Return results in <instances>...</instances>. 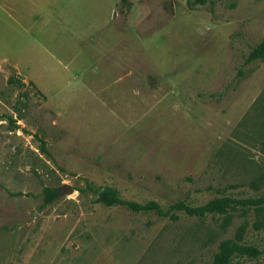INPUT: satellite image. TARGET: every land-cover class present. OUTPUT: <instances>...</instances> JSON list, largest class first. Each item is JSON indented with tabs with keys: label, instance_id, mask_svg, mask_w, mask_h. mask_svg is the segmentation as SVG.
Instances as JSON below:
<instances>
[{
	"label": "rangeland",
	"instance_id": "rangeland-1",
	"mask_svg": "<svg viewBox=\"0 0 264 264\" xmlns=\"http://www.w3.org/2000/svg\"><path fill=\"white\" fill-rule=\"evenodd\" d=\"M260 44L264 0H0V264H211L240 229L264 264L253 210L112 201L264 197Z\"/></svg>",
	"mask_w": 264,
	"mask_h": 264
},
{
	"label": "trees",
	"instance_id": "trees-1",
	"mask_svg": "<svg viewBox=\"0 0 264 264\" xmlns=\"http://www.w3.org/2000/svg\"><path fill=\"white\" fill-rule=\"evenodd\" d=\"M210 0H190V7L197 5H205ZM254 61H264V45H256L250 48L248 55L245 59V64ZM17 81V80H16ZM112 201L117 204H126L127 207L133 211L142 210L146 208L152 210L155 215L159 217L169 216L172 212H183L187 216L203 218L207 215L214 217L215 215H226L229 211L237 210H253L256 215L264 217V197L256 199H233L230 197H220L211 200L204 206L198 208H190L182 202L173 204L167 211H162L156 205L151 204L147 207H140L135 203H124L120 201L115 195H112ZM228 222V219H226ZM260 227L263 224L258 222ZM259 252L251 247L243 244L242 230L238 231V234L234 237V240L224 241L219 245L217 252L213 257L211 264H230L231 260L235 257H249L256 258Z\"/></svg>",
	"mask_w": 264,
	"mask_h": 264
},
{
	"label": "water",
	"instance_id": "water-1",
	"mask_svg": "<svg viewBox=\"0 0 264 264\" xmlns=\"http://www.w3.org/2000/svg\"><path fill=\"white\" fill-rule=\"evenodd\" d=\"M62 190L64 193H68V194L72 193L73 191L72 188L69 186H65Z\"/></svg>",
	"mask_w": 264,
	"mask_h": 264
},
{
	"label": "crops",
	"instance_id": "crops-1",
	"mask_svg": "<svg viewBox=\"0 0 264 264\" xmlns=\"http://www.w3.org/2000/svg\"><path fill=\"white\" fill-rule=\"evenodd\" d=\"M8 1H11V0H4V2H8Z\"/></svg>",
	"mask_w": 264,
	"mask_h": 264
}]
</instances>
